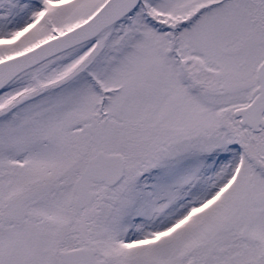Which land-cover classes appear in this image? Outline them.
Wrapping results in <instances>:
<instances>
[{"label":"snow or ice","instance_id":"6c2138e0","mask_svg":"<svg viewBox=\"0 0 264 264\" xmlns=\"http://www.w3.org/2000/svg\"><path fill=\"white\" fill-rule=\"evenodd\" d=\"M0 264H264V0H0Z\"/></svg>","mask_w":264,"mask_h":264}]
</instances>
